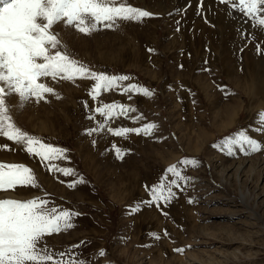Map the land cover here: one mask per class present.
Masks as SVG:
<instances>
[{
    "label": "rangeland",
    "instance_id": "rangeland-1",
    "mask_svg": "<svg viewBox=\"0 0 264 264\" xmlns=\"http://www.w3.org/2000/svg\"><path fill=\"white\" fill-rule=\"evenodd\" d=\"M233 11L237 20L241 17L256 26L252 17ZM165 22L158 28L135 26V33L142 30L151 36L143 46L127 28L117 27L126 51L122 55L133 59L134 66H126L122 55H113L119 42L113 38L116 27H101L88 35L74 28L76 39L69 30L72 27L57 24L52 31L59 39L65 32L66 42L75 43L71 52L66 47L72 58L98 74L130 79L93 95L95 81L90 78H58V82L47 78L59 98L45 94L46 99H33L19 107L18 96L6 97L12 122L22 131L67 150L63 159L49 162L0 137L14 144L13 154L27 153L31 163L1 155L0 162L29 167L38 185L0 191V200L42 199L49 207L79 213L71 221L73 228L45 237L48 251L63 264L78 259L88 264H264V132L258 131L264 113V52L253 50L246 56L242 49L226 62H216L211 55L203 59L201 54L186 55L180 48L174 52L171 41L163 37ZM82 43L89 45V51L82 50ZM253 68L257 80L252 85ZM64 83L84 95L73 101L72 94L65 96L59 86ZM133 85L152 94L125 90ZM71 101L79 106L78 111L66 105ZM113 104L126 111L120 113L117 108L111 117L96 111ZM230 107L239 116L225 127L232 117ZM51 110L59 111V117L54 126L47 120L45 130L42 122L23 121L24 115L33 112L46 111L48 117ZM150 124L158 126L150 134H114ZM88 129L96 131L89 135ZM240 131L261 141V150L245 154L246 146H233L234 154H230L228 138ZM116 148L122 150V159ZM186 159L198 165L181 163ZM52 165L71 173L65 175ZM173 165L191 179L169 173ZM163 178L176 180L180 187L173 186L176 196L169 203L152 204L150 189ZM24 189L25 195H20ZM101 250L104 256L99 255Z\"/></svg>",
    "mask_w": 264,
    "mask_h": 264
},
{
    "label": "snow or ice",
    "instance_id": "snow-or-ice-1",
    "mask_svg": "<svg viewBox=\"0 0 264 264\" xmlns=\"http://www.w3.org/2000/svg\"><path fill=\"white\" fill-rule=\"evenodd\" d=\"M217 2L231 5L252 17L256 26L264 31V0ZM202 7L203 0H200L198 14ZM152 15L147 10L128 5L127 0H0V137L21 145L27 153L41 160L51 162L63 159L67 150L41 142L12 122L6 97L18 96L19 107L33 99L36 102L46 99L45 94L57 95L59 98L54 88L46 83L47 78L54 82H58V78L67 81L90 78L95 81L93 95L99 94L102 89H112L120 81L129 80L128 76L98 74L86 68L67 53L59 34L52 29L63 23L65 27L75 28L88 35L99 31L101 27L111 29L122 22L140 21ZM125 90L152 94L134 85ZM117 108L120 113L126 111L124 106L114 104L105 105L96 111L111 117L116 114ZM260 119L258 131L264 132V113L260 114ZM157 127L150 124L143 129L123 128L114 134L122 137L132 132L150 134ZM95 131L88 129V134L92 135ZM233 146H246L245 154H250L260 151L262 143L245 131H240L235 137L228 138L227 150L230 154H234ZM0 149L12 150L7 145H0ZM116 153L123 158L120 148H116ZM181 163L194 167L198 165L196 160L186 159ZM52 168L65 175L71 173L70 169L58 168L56 165H52ZM167 171L178 179H191L182 175L175 165ZM18 186L38 188L33 170L22 164L0 162V191L15 190ZM173 186L180 187L176 180L163 178L150 189V203L159 205L161 202L167 204L172 201L176 196ZM48 204V201L42 199L0 200V264H63L62 261L54 260L48 251L45 237L73 228L75 225L71 221L79 213L58 210ZM99 255L104 256V251L101 250ZM71 264L88 262L78 259Z\"/></svg>",
    "mask_w": 264,
    "mask_h": 264
},
{
    "label": "bare ground",
    "instance_id": "bare-ground-1",
    "mask_svg": "<svg viewBox=\"0 0 264 264\" xmlns=\"http://www.w3.org/2000/svg\"><path fill=\"white\" fill-rule=\"evenodd\" d=\"M127 4L130 6H133V7L135 5L143 4L144 6L138 7V9L140 8L142 10H147L148 12L154 14L151 17L142 18L140 21L122 22L119 24V26H117V27L127 28L128 31L130 32V34L133 36L132 38L138 39V43H139L138 45L143 46V44L145 43V40L149 39V37L151 38V36L149 35V33L141 32L142 30L138 33H135V31H137V30H135V26H139L141 28L142 27L147 28L148 25L152 24L158 28V26L160 25V23L162 21H166L165 23H166L167 29H166L165 33L163 34V37L167 38L168 40L171 41V43H172L171 50L174 52H176L177 49L180 48L178 51H181L184 49L186 55L188 53L189 54L193 53L194 55H196V54L200 55L201 54L202 59L206 55H211V57L215 56L213 58L216 59V62H217V60H221V62L222 61L226 62V59L230 55L235 54V53L237 54L239 52V50L241 51L242 49L246 53V56L248 54H250V52L253 50H259V51L264 52V31L260 30V28L256 27L253 23H249V21L245 22V20L241 19V17H239L240 20L239 19L237 20V18L235 17L236 14L233 11L236 8H233L231 5H225L223 3H218L217 0H203V7H202V11L200 12V14H198V5L200 4V0H127ZM236 10L238 12H240L238 9H236ZM177 11H180V13L178 12L177 14H175ZM241 14L243 16L246 15L244 13H241ZM117 27L115 29L116 31H114V32H117V34H114L115 37H113V38L119 39L118 44L115 45L116 47H118L116 50V53L113 54L115 56L122 55L126 52L124 45L121 43L122 33L120 31H118ZM69 30L71 31V35L74 38L78 37L76 34H75L76 36H74L72 34V32L76 33L74 28L72 30L71 29H69ZM63 34H61V36H60L61 40H62L61 42L71 52L75 43L73 41H70V42L67 41L66 42V38ZM155 35H156V33H155ZM120 37H121V39H120ZM219 42H221V44ZM114 43H115V41H114ZM82 44H83L82 50L84 52L89 51V49H90L89 45L85 46V43H82ZM131 51H132V49H131ZM133 53H134L133 51L130 52V55H133ZM121 57H123L124 59L127 58L126 55H122ZM128 59L129 58L124 60V64H126V66H134V65H132V63H134L135 61L133 59L132 60H128ZM251 72H252V74L250 75V79H251V84L253 85L257 80V73H256V71L254 72V68L252 69ZM46 83H48V85H49V83H50L49 79L48 80L46 79ZM262 83H264V82H262ZM51 84H52L51 86H54L53 83H51ZM55 85H57V84H55ZM59 86L61 87L62 90H64L65 96H67V94H68V96L71 98L70 95L72 94L73 101H75L74 99L77 96L84 95L81 91L79 92L78 89L76 90L75 87L73 88L71 86V84L69 85V83L68 84L64 83L63 85L61 84ZM263 86L264 85L262 84V87ZM52 100H54V99H52ZM73 101H71L72 103L69 102L68 104H66L68 106L70 105V109L72 111L77 110V108L79 109V106L76 107V104ZM66 102H68V101H66ZM64 105H65V103H64ZM83 107H85V106H83ZM14 108H16V106H14L11 109V111H13ZM228 109H230L231 112H229V113H231L232 117L228 118V121H230V122H227L225 127L226 126L230 127L231 125H233L235 122V120H234L235 116L236 117L239 116V114L237 115V111H236V113L232 112L231 107ZM24 112L22 114V117L24 115ZM44 113L43 112H37V113L33 112V113L29 114L27 117H26V115H24L25 118L23 117L24 118L23 121H25L26 119H27L26 121H28V119H31L32 121L42 122L43 130H45L47 128V124H46L47 120H48L49 125H53V126L56 125V123H57L56 121L59 117V111L51 110L48 117L45 116ZM68 113H67V115H68ZM60 114L62 115V113H60ZM64 116H66V115H64ZM15 118H17V116ZM17 119L21 120L20 118H17ZM70 120H71V118H70ZM225 129H227V128H225ZM4 141L0 140V145H7L12 149V150L0 149V155L3 156L4 159H6V160H17L19 162H25V163L27 162L28 164L31 163V161L28 160L29 155L27 153L17 152V154H13L14 150L15 151L17 150V149H15L14 144L6 143ZM18 147H21V146H18ZM241 168L242 167H240L239 169H241ZM24 191H25V189L21 190V191L19 190L20 195H23V194L25 195Z\"/></svg>",
    "mask_w": 264,
    "mask_h": 264
}]
</instances>
